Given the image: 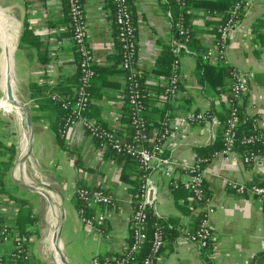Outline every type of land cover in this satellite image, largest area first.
I'll list each match as a JSON object with an SVG mask.
<instances>
[{
    "label": "crops",
    "instance_id": "obj_1",
    "mask_svg": "<svg viewBox=\"0 0 264 264\" xmlns=\"http://www.w3.org/2000/svg\"><path fill=\"white\" fill-rule=\"evenodd\" d=\"M0 5L13 9L17 18L16 27L0 6V31L6 36L4 44L16 38L17 33L15 68L10 81L14 83L16 79L24 90L22 92L20 87L23 96V101L19 96L21 102L17 105L20 113L12 111V108L6 109L5 99L2 101L0 93L1 222L19 228V209L13 197L22 198L31 207V222L25 226L27 246L31 255L44 264H92L94 256L119 257L130 239V218L135 201L131 185L121 178L123 162L105 158L104 149L99 148L80 123L62 133L61 125L56 124L55 113L48 106L39 107L38 100L42 97H35L30 89L32 85L47 87L55 89L50 96H64L75 88L77 80L73 75L78 71L73 41L65 34L66 26L50 24L62 14L61 0H0ZM131 5L138 47L137 65L148 83L164 85L166 78L156 77L151 70L162 47L173 44L172 5L168 0H131ZM82 9L93 63L106 66L116 51L111 10L106 0H82ZM193 15V25L202 30L212 28L206 24V20L213 19L211 16H203L200 9L193 10ZM24 21L48 45L47 62L40 61L35 47L19 46ZM263 22L264 0H253L241 22L231 32L225 58L220 63H228L246 75L247 90L241 104L246 114L256 121L264 139V37L259 32ZM198 35L204 47L212 44V32ZM4 48L7 51L8 47ZM12 54L10 51V57ZM179 59V92L174 99L159 103L166 106V114L172 117V133L161 147V154L165 157L159 155L169 162L154 159L150 163L153 180V189L149 193L151 209L170 227L156 264H264V202L251 191H238L230 184L246 187L263 179L264 156L246 165L237 152L228 155L215 153L206 165L204 178L212 209L209 214L210 245L208 249L200 250L181 235L180 228L197 226L196 215L202 208L186 192L173 189L172 181L183 182L186 179V167L195 159L197 147L214 143L218 114L225 111L229 101L227 93H217L202 86L194 52L181 51ZM209 63H219L218 57L213 56ZM117 66L121 68L119 63ZM96 79L92 80L88 115L125 139L128 136L125 124L121 122L123 105L119 104L118 98L124 86V75L122 71L109 74L102 81L106 84ZM21 106L27 110L30 123ZM210 109L216 114L212 119L202 123L182 121L189 111L207 112ZM58 134L60 137L64 135L61 138L64 147L56 139ZM9 161L10 165L4 169V163ZM81 186L100 188L113 196L112 207L89 204L91 215L104 214L102 225L93 227L82 221L75 204V191ZM58 209L60 218L52 240ZM45 220L47 232L41 240L38 231L40 223ZM43 241L48 247L47 261L43 258ZM10 251V244L1 249L3 255Z\"/></svg>",
    "mask_w": 264,
    "mask_h": 264
},
{
    "label": "built area",
    "instance_id": "obj_2",
    "mask_svg": "<svg viewBox=\"0 0 264 264\" xmlns=\"http://www.w3.org/2000/svg\"><path fill=\"white\" fill-rule=\"evenodd\" d=\"M113 1L117 5L115 17V23L118 29L117 39L122 43L124 48L123 59L120 65L122 69L126 71V74L124 75L125 88L122 90L123 92L121 91L122 94H119V98L122 99L127 95L128 102L131 105H134L135 109L139 111V93L137 90L136 77L139 75L140 69L137 66L138 55L135 48L136 44L134 40L131 14L126 5V0ZM175 1L183 5L185 0ZM252 3L253 0H241L234 3L227 18L219 24L218 35L215 37V41L204 53H202V59L204 61H210L213 56H217L218 58L225 56L230 34L238 24V15L242 11L248 10L252 6ZM70 11L75 24L72 41L76 46V51L78 53L77 71L79 72V81L71 94L64 96L58 94L51 95V99L57 101L61 108L66 112L64 125L60 131L64 133L70 126L80 123L85 130L89 131V135L98 141L99 148L105 149L110 147L118 153L136 156L140 161V167L145 169L150 167V163L154 159H157L162 163L169 162L165 159H161L159 154L161 153L162 144L172 133L170 127L172 121L171 116L166 117L161 123L163 128L159 134L157 144L152 149H148L142 145L121 142L112 128L103 126L87 114L89 111V104L91 103L90 82L96 73L93 67V55L87 42V27L83 16V9L78 0H70ZM168 15L170 14L168 13ZM172 26L175 27L178 33V40L174 43L176 57L172 62V73L165 89V95L163 96L167 100L174 99L179 92V53L182 50H187L185 43L188 40L186 30L182 26L180 19L173 20ZM261 33L264 35V27L262 28ZM232 79V89L235 92V97L239 98L241 101L239 96L244 94L247 90L246 75L235 69L232 72ZM122 101L123 100H119L120 105H122ZM207 119V112L189 111L183 116L182 121L187 123H202ZM132 122L136 128L132 141L139 143L147 139V134L144 132L142 118L140 116H135L133 117ZM232 123H235V118L232 120ZM253 124L257 127L255 120H253ZM233 136V132L225 133V146L219 151L220 153L228 155L231 152H235L231 148L233 144ZM260 137H262V135L257 134L249 136L244 141L249 143ZM240 155L242 162L246 165L257 161L261 156L259 152H249ZM206 165V160L199 158L196 155L193 162L186 167V179L183 182H178L177 180L172 181V187L177 188L181 186L189 191L191 197L200 203V207L203 209V216L194 230L184 227L179 229L181 235H183L189 242L196 245L200 250L209 246L212 234L209 219V214L212 209L210 207L209 197L206 196V190L204 189ZM230 184L238 191H251V193L258 196L264 202V187L252 186L247 188L242 184ZM151 189H153V180L150 175H145L144 180L139 185V193L136 195L133 212L130 218L131 240L128 242L121 256L111 258L94 256L92 258V264H156L159 250L166 242L162 229H156L154 231L152 245L149 251L150 253L145 255L139 261L135 259V253L141 249L147 238L145 223L148 210L152 207V200L149 195ZM75 195L79 200L88 204H102L106 207H112L114 205L113 196L100 188L81 186L76 189ZM79 212L82 221L89 226L94 227L96 225H101L105 220L104 214L101 213L85 216L83 215V210H79ZM27 242L26 235L20 233L15 225L3 223L0 219V260L2 256L1 249L5 244H10L12 250L15 251L14 255L18 256L25 251L30 252L27 247Z\"/></svg>",
    "mask_w": 264,
    "mask_h": 264
},
{
    "label": "trees",
    "instance_id": "obj_3",
    "mask_svg": "<svg viewBox=\"0 0 264 264\" xmlns=\"http://www.w3.org/2000/svg\"><path fill=\"white\" fill-rule=\"evenodd\" d=\"M80 2V5L82 6V0H78ZM241 1V0H185L184 4H179L175 0H168V3L170 6L172 5L173 9V20L180 19L182 26L186 30V35L188 37L187 42L185 43V46L187 50H190L191 52H194L196 54L197 63L196 66L198 68L199 73V80L203 87H208L214 89L217 93H227L228 94V101L229 104L225 111L219 113L218 115V124H217V134L216 139L213 144L208 146H200L197 147V156L199 158L205 159L208 163L212 156L216 153L222 150L225 146V133L226 132H233V144L231 148L239 153V154H246L249 152H259L261 154L260 157L264 156V139L263 137H260L258 139H255L253 142L246 143L244 140L247 139L249 136L260 134V129L258 127H255L253 124V117L249 116L245 112L244 106L241 104V101L239 98L235 97V92L232 89V72L236 69L234 66L228 64V63H220L221 60H223L225 57H220L219 63L212 64L209 63V61H204L202 59V53H204L207 47H204L202 45V41L199 37V33L202 32H212V43L215 41V37L218 35V26L221 22H223L234 5V3ZM108 7L111 10V17L113 19V22L115 24V42H116V51L114 52V55H111L109 57V63L106 66H96L93 63V67L95 69L96 75L92 78H97L96 80H100L101 83L106 84V81L102 82L103 79L107 77L109 74L117 73L118 71H122L123 75L126 74V71L124 69L119 68L117 66V63L121 64V61L123 59V46L122 43L117 39V26L115 23V17H116V11H117V5L113 0H106ZM62 3V14L61 16L56 20L51 22V26H55L57 24L66 26V35L72 39L73 36V29H74V20L72 19V14L70 11V0H61ZM126 5L128 9L130 10L131 14V20H132V27H133V34H134V40H135V48L136 53L138 55V47H137V40H136V28H135V22L133 19V10L131 5V0H126ZM200 9L203 12V16L207 17L208 15L211 16L213 19L206 20L207 25H212V28L210 29H200L192 24V18L193 10ZM245 11H242L238 15V23L241 22V20L244 17ZM264 27V22L262 25V28ZM260 29V35L264 37V35L261 33ZM174 32V40L172 45H164L162 47V50L160 51L156 61L155 65L151 70V73L155 75L156 77H164L166 78V83L160 84V83H148L146 81V77L140 70L139 75L136 77L137 81V90L139 93L138 98V104H139V111H137L134 107V105H131L128 102V96L125 95L122 99V111H121V122L125 124V131L128 137L125 139L118 138L121 140V142H127V143H134L138 145H142L143 147H146L148 149H152L159 139V134L162 131V122L163 120L170 116L171 114H166V106L160 105L164 104L165 98L163 97L165 95V89L167 87L169 77L172 73V62L176 57V54L174 52L175 42L178 40V33L173 27ZM183 40V38H182ZM19 46L22 47L24 45L27 46H33L35 47L38 56L40 58V61L45 63L48 61V45L44 44L37 35L33 33V31L29 28L28 22L24 21L22 24L21 34L18 39ZM73 49L76 54V63L78 60V53L76 51V46L73 44ZM184 50H182L183 52ZM181 52V51H180ZM121 66V65H120ZM138 66V65H137ZM139 68V67H138ZM73 78H75L77 81H75V86L78 84L79 79V72L77 74L73 75ZM92 80L90 82V93L92 98ZM246 85H247V78H246ZM125 86L121 89L124 90ZM31 93L35 97L41 96L42 99L38 100L39 107H46L52 109V111L56 115V124L61 125L63 127L64 121H65V110H63L60 106V104L51 99L50 93L55 91V89L50 88H41L36 85L31 86ZM180 89V85H179ZM73 92V91H72ZM71 92V93H72ZM123 92V91H122ZM122 92L120 94H122ZM70 93V94H71ZM246 93V92H245ZM244 94L240 95L239 97L243 99ZM163 102V103H162ZM91 103L89 104L90 108ZM89 114V111L88 113ZM208 119H212L213 116L216 114L214 113L213 109H210V111H207ZM140 116L142 118V122L144 123V132L147 134V139L136 143L132 141L133 134L135 132V125L133 124L132 120L133 117ZM235 118V123H232V120ZM85 130V129H84ZM85 132L89 135V131L85 130ZM64 136V135H62ZM62 136L58 134L56 136L57 141L59 144L64 147L63 140L61 139ZM95 140V139H94ZM98 144V141L95 140ZM1 146V144H0ZM163 158L165 157L164 154H159ZM104 157L105 158H115L118 161H122V168H121V178L124 181L129 182V184L132 187V192L136 195L139 193V185L144 180L145 175L151 174V167L143 168L140 167V161L136 156H132L130 154L125 153H118L114 149L107 147L104 149ZM251 164V163H250ZM8 165H10V161L4 163V169L8 168ZM249 165V164H247ZM2 176V173H0ZM172 186V185H171ZM257 186V187H264V178L261 180H255L254 183H252L250 186H246L247 188ZM173 189L186 192L188 195L191 196V193L187 190H185L183 187L179 186L177 188L172 187ZM205 189V185H204ZM206 190V189H205ZM206 196L209 197V194L206 192ZM14 202L16 203V206L19 209V216L17 218V225L18 230L20 233L26 235L27 230H25V226L28 222H31V218L29 216L31 207L30 203L22 198H15L13 197ZM135 202V201H134ZM76 208L77 210H83V215L89 216L91 208L89 207L88 203H85L81 200H79L76 197ZM200 206V203H198ZM203 216V209L199 210V213L196 215V223L197 226L199 224V221L201 220ZM102 225V224H101ZM100 226V225H98ZM197 226L193 227L190 230H194ZM146 234L147 238L144 241L141 249L137 253H135V259L137 261L141 260L145 255H148L150 252V248L152 245L153 240V233L156 229H162L163 234L165 238H167L168 231L170 230V227L159 217L154 214L153 210L150 208L148 210L147 218H146ZM27 237V235H26ZM131 240V233H130V239ZM210 245V243H209ZM28 247V246H27ZM164 245L159 250L158 256L160 255L161 251L163 250ZM209 247V246H208ZM208 247L206 249H208ZM15 251H10L8 254L1 256V264H44L39 259H37L35 256L31 255L30 252L25 251L23 254H20L18 256L14 255ZM26 255V258H25ZM121 256V255H120ZM110 258V257H107Z\"/></svg>",
    "mask_w": 264,
    "mask_h": 264
},
{
    "label": "bare ground",
    "instance_id": "obj_4",
    "mask_svg": "<svg viewBox=\"0 0 264 264\" xmlns=\"http://www.w3.org/2000/svg\"><path fill=\"white\" fill-rule=\"evenodd\" d=\"M15 40H16V38H11L10 42L7 41L8 43L6 42L7 44L5 43L6 45L4 44V46H7L8 48L9 47L12 48L13 46H15ZM5 49L6 48H4L3 51L6 52ZM9 58H10V51H8V53H6V54H4V55H2L0 57V77L4 76L5 77L4 81L7 83V87L4 90V93L6 94V97H7L5 99V108L6 109L7 108H15V110L18 113H20V110L17 107L18 103L21 102L20 98H19L18 91H17L16 87L14 86V83L9 81V73H8V61H9ZM4 70H5V74H4ZM21 109L23 110L24 114L26 115V118H27L28 122L30 123V118H29V114H27L28 113L27 110H25V108L23 106H21ZM27 131H28V133L30 132V130H28V129H27ZM59 218H60V209H58L55 223L53 222L54 226L52 228V235H51L52 240H54V232L56 230L55 228L57 227V225L59 223ZM58 240H59V236H58ZM63 258H64V256H63Z\"/></svg>",
    "mask_w": 264,
    "mask_h": 264
},
{
    "label": "rangeland",
    "instance_id": "obj_5",
    "mask_svg": "<svg viewBox=\"0 0 264 264\" xmlns=\"http://www.w3.org/2000/svg\"><path fill=\"white\" fill-rule=\"evenodd\" d=\"M1 6V5H0ZM1 8L5 11V13H7L8 15H10V17H11V20L13 21V23L15 24V26L17 27V18H16V16H15V11L13 10V9H10V8H8V7H2L1 6ZM4 17H5V14L1 17V21H2V23L4 22ZM5 27V25L3 26V28ZM3 36H5V33H4V35H2V33H1V31H0V54H6V53H8V51H15V48H16V46H13V49L11 50V48L9 47L8 49H7V51L6 52H4V51H2L3 50V48H4V41H5V39H6V36H5V38H4V40H3ZM16 38H17V33H16ZM8 43V42H7ZM6 43V44H7ZM5 44V45H6ZM15 44H16V40H15ZM20 74V72H18V75ZM3 77V78H2ZM20 78V79H19ZM18 79L20 80V82H22V77H21V75H20V77H19ZM5 80V77L4 76H1L0 77V86L3 88H1L0 87V93H1V99H2V101L4 100V99H6L7 97H6V94L4 93V90L6 89V87H7V83L6 84H4L2 81H4ZM9 81H10V77H9ZM13 85V84H12ZM14 86L16 87V89H17V91H18V94H19V96L21 95V99H22V101H23V96H22V92L24 91L23 90V88L21 87V90H22V92H21V90H20V87H19V84H18V81H16V79L14 80ZM19 89V90H18ZM5 101V100H4ZM4 103V102H3ZM24 103V102H23ZM12 111H14L15 110V108H12L11 109ZM0 111H2V110H0ZM16 111V110H15ZM33 175H34V173H33ZM43 218H44V216H43ZM40 227H39V238L41 239V240H44V237H45V234H46V228H47V225H46V220L45 221H43V222H41L40 223ZM54 238H55V232H54ZM43 245H44V247H43V249H44V253H43V258L45 259V261H47V256H48V247H47V245H46V242L45 241H43ZM34 250H36V246H34V248H33Z\"/></svg>",
    "mask_w": 264,
    "mask_h": 264
},
{
    "label": "water",
    "instance_id": "obj_6",
    "mask_svg": "<svg viewBox=\"0 0 264 264\" xmlns=\"http://www.w3.org/2000/svg\"><path fill=\"white\" fill-rule=\"evenodd\" d=\"M14 68H15V51H13L12 57H10L9 58V61H8V73H9V77L13 75ZM29 146L30 147H28V151H30V148H31V145H29ZM51 254H52V252L50 253V256H51Z\"/></svg>",
    "mask_w": 264,
    "mask_h": 264
}]
</instances>
